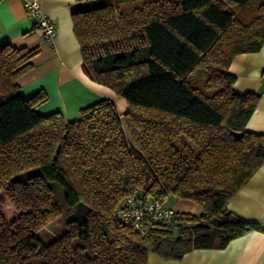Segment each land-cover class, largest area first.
I'll return each mask as SVG.
<instances>
[{"label":"trees","instance_id":"1","mask_svg":"<svg viewBox=\"0 0 264 264\" xmlns=\"http://www.w3.org/2000/svg\"><path fill=\"white\" fill-rule=\"evenodd\" d=\"M97 1L72 9L73 34L83 72L124 100L122 117L109 99L75 120L39 114L46 93L24 99L16 81L40 48L0 47V264H146L150 251L179 260L264 232L227 210L264 164V134L246 130L260 97L236 94L228 73L264 46V0ZM130 197L188 200L200 214L141 236L116 215ZM55 220L66 231L45 244L38 233Z\"/></svg>","mask_w":264,"mask_h":264},{"label":"crops","instance_id":"2","mask_svg":"<svg viewBox=\"0 0 264 264\" xmlns=\"http://www.w3.org/2000/svg\"><path fill=\"white\" fill-rule=\"evenodd\" d=\"M26 1L29 0H2L0 3V47H39L41 51L34 60V68L17 79L19 95L28 99L43 90L48 101L37 109L38 113L60 112L66 121L78 119L81 109L100 99L113 101L119 114H123L126 110L124 100L83 72L71 11L84 9L86 3L38 0L42 12L53 20L56 28L52 47L28 18L23 6ZM228 73L235 78L233 90L236 94L259 95L246 130L264 134V46L257 52L234 56ZM163 204L175 214H200L198 205L192 201L168 197ZM227 210L247 222L264 226V164L242 184L228 202ZM146 264H264V232L249 230L232 239L225 248L196 249L179 260H167L150 251Z\"/></svg>","mask_w":264,"mask_h":264},{"label":"built area","instance_id":"3","mask_svg":"<svg viewBox=\"0 0 264 264\" xmlns=\"http://www.w3.org/2000/svg\"><path fill=\"white\" fill-rule=\"evenodd\" d=\"M23 6L34 26L41 30L44 40L54 47L56 28L53 20L42 12L39 1L29 0ZM116 215L121 223L130 227L141 236H146L156 223L170 225L176 214L163 203L150 200L141 202L130 197L125 200Z\"/></svg>","mask_w":264,"mask_h":264},{"label":"rangeland","instance_id":"4","mask_svg":"<svg viewBox=\"0 0 264 264\" xmlns=\"http://www.w3.org/2000/svg\"><path fill=\"white\" fill-rule=\"evenodd\" d=\"M94 2H86V6L84 9H91L95 7H99L103 4V2H99L97 0H93ZM143 48L147 49V46H143ZM109 62L111 63V58H108L106 66H108ZM108 68V67H104ZM62 115V114H61ZM121 113V117H122ZM63 117V116H62ZM39 169L34 168L25 172L20 173L19 175L15 176L14 180H19V181H25L27 178H29L32 175L38 174ZM49 185L55 192V200L58 204L64 205V190L61 188L58 184L54 182H49ZM66 229L63 226L61 221L55 220L51 223H49L46 227L41 229L38 233L40 239L42 240L43 243L47 244L51 242L52 240H55L57 238H60L64 233Z\"/></svg>","mask_w":264,"mask_h":264}]
</instances>
